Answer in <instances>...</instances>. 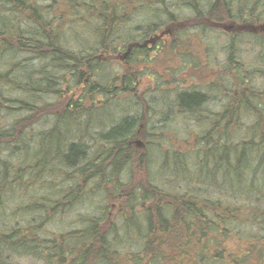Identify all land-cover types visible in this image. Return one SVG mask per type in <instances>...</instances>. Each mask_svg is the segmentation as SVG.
I'll return each instance as SVG.
<instances>
[{"label": "trees", "instance_id": "obj_1", "mask_svg": "<svg viewBox=\"0 0 264 264\" xmlns=\"http://www.w3.org/2000/svg\"><path fill=\"white\" fill-rule=\"evenodd\" d=\"M178 1L184 7L192 8L198 20L208 21L210 17H215L217 20L215 25L220 24L222 19L239 21L243 27H245L244 23L249 21L253 23L254 20L264 25V0ZM26 2L27 0H1L0 3L2 11L13 6L12 10L34 13L33 17H26L28 22L23 26H16L8 19L9 17L0 15V62L1 58L6 56L14 59L13 62L9 61L11 65L8 70L0 69V111L4 110V105L13 101L21 108H27L23 110L29 112L27 116L16 118L5 131L0 130V137L11 138L10 144H24L21 139L24 133L18 140H14V132L16 128L22 130V125L30 120L32 106L30 102L34 101H31V98L30 100L12 99V93L19 92L32 97L52 92L55 97L60 98L65 95L61 91L63 86L67 91L73 86L82 85V87L78 98L67 100L60 111L61 114L58 115L59 120L56 122L63 127L52 126L49 130L38 132L39 134L30 140V144H36L34 148L37 153L43 156L32 166L31 171L34 170L32 176L28 177L22 173L20 167L14 169V172L9 171L7 169L9 162L1 159L3 170L0 172V190L10 189L11 183H17L19 187L26 178H29L28 183L31 185L41 179L42 169L45 167L49 166L48 172L52 174L62 170L61 165L64 164L77 167V172L80 173L81 185L74 184L73 188L62 193V197L67 196V200L76 201L83 185L89 186L94 183L96 188L102 191L110 181L105 175L106 170L110 171L119 162L124 164L130 161L127 155L130 148L127 138L134 134L133 130L138 122L136 117H124L115 126L105 130L106 132L96 134L98 138L95 141L101 143L99 153L102 152V155L95 162L100 166L110 160L111 163H105V169L95 168V162L90 158L91 154L83 143L78 141L79 135H73L65 128L69 123L71 124L68 118L91 115L96 105H98L97 109L102 110V106H107L110 102L100 99L98 103L95 102L97 95L111 98L108 91L112 88L109 84L112 80L111 76L104 72L106 63L95 56L100 53L103 57H109L124 47L128 49L130 45H133L130 55L145 52L147 48L136 46L139 43L137 39L146 40L145 38L151 34L155 35L160 24L165 22L171 28L178 19L172 11L176 1L172 0L171 3V0H68L62 15L63 18H68L66 24L61 23L63 20L60 17L51 20L41 17L36 12V8L40 9V7L34 8L33 4ZM166 2H170L169 7ZM142 13H149L148 19L153 22H146L145 28L136 25L133 30L138 31L139 34L135 35L128 25ZM162 17L166 20L162 21ZM32 19L35 21H31ZM255 28L250 29L255 30ZM69 36H84L86 43L78 47L77 51L71 50L68 45ZM18 55H28L31 61L28 64H21L15 61ZM228 61H232L233 65L238 62L232 59L231 53L228 55ZM237 68L240 69L239 65L235 69ZM85 77L87 78L84 79ZM121 81L122 84L124 83L121 91L128 90V84H132L131 77L124 76ZM6 88L8 91L4 90ZM242 91V94L234 91L222 113H219L220 116L217 115L222 116V120H226L222 127L219 150L217 152L213 150L210 143H201L205 156L209 153L207 162L211 164L215 160L214 168L222 165L224 171L230 164L235 165L233 171L229 173H234L237 186L248 183L244 173L242 180L239 176L240 168L243 166L242 161L247 160L245 159L247 152L251 157L248 159L256 162V166L250 170L257 174L261 171L262 175L258 174V179L263 178L260 181L264 182V118L258 116L264 109L256 107L264 105V93L252 89L247 92ZM176 99L183 113L195 117L200 107L207 101V96L198 90H182L177 92ZM84 107L87 108L84 110L82 109ZM247 113L252 116L250 118L254 117L255 122L245 127V142L238 140L234 142L232 138L233 134L235 135L234 131L237 130L235 125L241 124V115ZM257 116L260 118L257 119ZM111 117L93 120L94 128H106L108 119L112 121ZM103 118L104 120L101 121ZM240 131L243 132V129ZM210 146L211 149L208 150ZM96 147L95 144L94 148ZM48 155L49 162H47ZM93 155L95 156L94 151ZM28 183H25L21 191H24ZM139 192L140 194L134 195L130 191L128 195L118 197L114 194L113 199L121 204L122 212L117 216L116 221L108 226L103 224L105 214L102 211L97 217L87 218L82 228L53 235V238L39 236L41 229L35 225L26 224L22 227L15 223L4 231L0 224V264H14L10 261L11 255L34 256L41 260V264H126L128 257H132L131 260L135 264H248L247 261L255 253L253 246L240 255L225 247L226 240L232 235L230 226L238 217V206L221 205L220 201L215 205L211 201L199 202L188 195H179L173 200L166 201L161 196L162 194L167 196L164 192L160 191L162 193L160 197L153 192ZM157 192L159 194V191ZM106 195L103 193V196L109 200ZM62 197L60 195V199ZM154 197L161 199L152 200ZM128 202V209H125V203ZM1 204L0 195V211ZM29 208L34 211L41 209L38 205H31ZM221 208L222 212H217ZM127 239L132 243V251L124 246L123 242ZM256 253L257 257L252 264L264 263V242ZM3 255H7L8 258H3Z\"/></svg>", "mask_w": 264, "mask_h": 264}, {"label": "rangeland", "instance_id": "obj_2", "mask_svg": "<svg viewBox=\"0 0 264 264\" xmlns=\"http://www.w3.org/2000/svg\"><path fill=\"white\" fill-rule=\"evenodd\" d=\"M67 1L27 0L26 3L33 4L34 8L40 7L36 8V12L41 17L50 20L60 17L63 20L61 23L66 24L68 18H63L62 15L68 5ZM173 1L176 3L172 11L178 19L171 28L167 22L160 24L155 35L151 34L145 38L144 47L147 48L145 52L130 55L124 47L109 57L96 54L95 57L106 63L104 72L111 76L109 84L112 88L108 91L111 98L97 95L95 102L98 103L99 99L110 102L107 106H102V110L97 109L96 105L97 111L93 109L95 111L91 112V115L68 118L71 124L65 126L69 133L79 135L78 141L83 143L91 154L90 158L95 162L102 155V152L99 153L101 143L95 141L98 138L96 134L106 132L105 130L115 126L124 117H136L138 122L133 130L134 134L127 138V143L132 142L127 153L130 161L124 164L119 162L110 171L106 170L105 175L110 181L102 191L98 190L94 183L89 186L83 185L76 201L67 200V196L62 197V193L73 188L74 184L81 185L80 173L77 172V167L64 164L61 165L62 170L52 174L48 172L49 166L45 167L42 169L41 179L31 185L28 183L29 178H26L19 187L17 183H11L10 189L1 188L0 191H5L0 192L2 199L0 224L4 231L15 223L22 227L31 224L41 229L39 236L53 238V235L82 228L87 218L97 217L101 211L105 214L103 224L108 226L116 221L122 212L121 204L113 199L114 194L118 197L128 195L130 191L134 195L144 191L153 192L160 197L161 191L167 194L161 195L166 201L173 200L179 195H188L199 202L211 201L215 205L220 201L221 205L238 206V217L230 226L232 235L226 240L225 247L240 255L253 246L254 256L252 255L247 262L254 263L256 251L260 250L264 242V182L260 181L263 178L258 179L259 173L250 170L256 166V162L248 159L250 156L247 152L245 158L247 160L242 161L243 166L238 171L241 173L240 178L243 177V173L247 176L248 183L237 186L234 173H229L233 171L235 165L230 164L224 171L222 165L214 168L215 160L211 164L207 162L209 153L205 156L201 143H210L213 150L216 152L219 150L222 127L226 121L222 120V116L219 117V113H222L234 91L242 94V90L247 92L252 89L264 93V25L263 23L259 25L257 20H254L253 23L250 21L244 23L243 27L241 22H232L229 19H222L220 24L215 25L217 22L215 17L209 18L208 21H213L212 23L207 19L198 20L192 8L182 6L178 0ZM166 3L168 5L170 2ZM12 9L13 6L4 8L3 11L0 10V15L9 17L8 19L16 26H23L28 22L26 17L34 15L33 11L21 13ZM148 16L149 13H142L141 16L135 17L128 25L129 29L138 35L139 32L133 28L136 25L145 28L146 22H153ZM161 20L164 21L166 18L162 17ZM249 27L258 28L251 30ZM154 36L159 37L156 45L148 41ZM84 39H86L84 36H69V48L77 51L78 47L86 43ZM137 41L143 44L144 39L138 38ZM230 53L232 59L238 61L237 64L233 65L232 61H228ZM30 59L28 55H18L15 61L28 64ZM9 61L13 62L14 59L2 57L0 69L8 70L11 65ZM238 65L240 69H235ZM127 75L131 77L132 84H128V90L121 91L124 86L121 78ZM63 77L68 80L66 76ZM81 87L82 85L73 86L67 91L63 86L61 90L63 94L65 93L63 98L55 97L52 92L31 95L32 97L19 92L12 93V99L31 98L34 102H30L32 104L30 120L22 125V130L16 128L14 132V140H18L24 133L21 137L24 144H10L11 138L0 137V172L3 170L1 159H5L7 163L9 162L7 168L9 171L14 172V169L20 167L21 172L28 177L34 174V170L31 171L32 166L43 156L37 153L34 148L36 144L32 142L30 144V140L52 126L63 127L56 122L59 120L58 115L61 114L60 111L67 100L78 98ZM4 90L8 91L7 88ZM182 90H198L207 96V101L200 107L195 117L183 113L184 111L178 107L176 94ZM256 107L264 109V105ZM23 109L27 108H21L13 101L4 105V110L0 111V130L5 131L16 118L29 115L28 110ZM107 116H112V121L108 119L106 128H94L93 120ZM258 116L264 118V111ZM258 116L257 119L260 118ZM250 117L252 116L248 113L241 115V124L235 125L237 130L234 131L235 135L233 134L234 142L246 141L244 129L255 122L254 117ZM103 120L104 118L101 121ZM240 129H243V132ZM135 141H141L142 146L136 145ZM210 149L211 146L208 147V150ZM49 155L47 162L50 161ZM109 162L110 160L105 161L100 166L95 162V168L105 169V163ZM259 175H262L261 171ZM26 182L28 185L21 191ZM103 193L107 194L109 200ZM155 199L161 198L154 197L152 200ZM128 204L129 202L125 203V209H128ZM31 205H38L41 209L31 210L29 208ZM221 210L222 208L217 212L221 213ZM128 240L123 242L124 246L132 251V243ZM3 258L7 259L8 256L3 255ZM128 258L126 264H135L131 260L132 257ZM10 261L14 264H41V260L34 256L11 255Z\"/></svg>", "mask_w": 264, "mask_h": 264}, {"label": "flooded vegetation", "instance_id": "obj_3", "mask_svg": "<svg viewBox=\"0 0 264 264\" xmlns=\"http://www.w3.org/2000/svg\"><path fill=\"white\" fill-rule=\"evenodd\" d=\"M230 27L232 28V26H230ZM158 39H159L158 36H154V37H150V38L148 39V41H149L150 44H152V45H156ZM145 41H146V40L142 41L143 44H141V43H137L136 46H138L139 48L144 47V45H145V43H146ZM148 41H147V42H148ZM132 47H133V45H130V47H128V49H126V50H127V54L130 53ZM127 54H126V55H127ZM128 145H132V142L129 141V142H128Z\"/></svg>", "mask_w": 264, "mask_h": 264}, {"label": "water", "instance_id": "obj_4", "mask_svg": "<svg viewBox=\"0 0 264 264\" xmlns=\"http://www.w3.org/2000/svg\"><path fill=\"white\" fill-rule=\"evenodd\" d=\"M225 29H226V28H225ZM135 144H136V145H139V146H142L141 141H135Z\"/></svg>", "mask_w": 264, "mask_h": 264}]
</instances>
